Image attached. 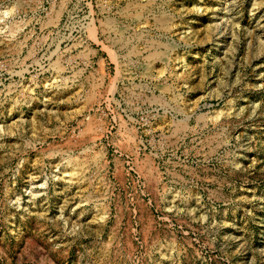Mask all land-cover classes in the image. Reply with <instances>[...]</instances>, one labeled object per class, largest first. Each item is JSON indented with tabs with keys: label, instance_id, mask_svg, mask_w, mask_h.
<instances>
[{
	"label": "rangeland",
	"instance_id": "1",
	"mask_svg": "<svg viewBox=\"0 0 264 264\" xmlns=\"http://www.w3.org/2000/svg\"><path fill=\"white\" fill-rule=\"evenodd\" d=\"M0 264H264V0H0Z\"/></svg>",
	"mask_w": 264,
	"mask_h": 264
}]
</instances>
